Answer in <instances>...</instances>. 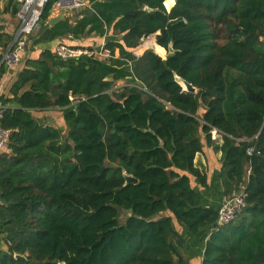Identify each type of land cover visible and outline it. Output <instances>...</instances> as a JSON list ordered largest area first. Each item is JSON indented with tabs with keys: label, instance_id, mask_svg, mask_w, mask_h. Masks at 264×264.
I'll return each instance as SVG.
<instances>
[{
	"label": "trees",
	"instance_id": "trees-1",
	"mask_svg": "<svg viewBox=\"0 0 264 264\" xmlns=\"http://www.w3.org/2000/svg\"><path fill=\"white\" fill-rule=\"evenodd\" d=\"M6 1L16 15V0ZM55 1L43 5L31 47L111 30L120 39L105 46L118 55L62 60L42 46L11 84L0 116L10 132L0 264H188L174 220L205 230L199 264H264V0H88L49 25ZM150 35L165 58L134 54ZM12 38L0 32L2 51ZM69 95L85 99L70 106ZM51 107L65 132L32 114ZM201 136L221 152L222 195L245 193L240 213L214 231L218 209L191 184L208 187L194 164Z\"/></svg>",
	"mask_w": 264,
	"mask_h": 264
},
{
	"label": "crops",
	"instance_id": "crops-1",
	"mask_svg": "<svg viewBox=\"0 0 264 264\" xmlns=\"http://www.w3.org/2000/svg\"><path fill=\"white\" fill-rule=\"evenodd\" d=\"M6 5H7L6 0H0V32L8 34V35H12L14 37L15 31L18 25V20L16 18V15L11 14L10 11L3 10ZM78 10L74 12H77ZM71 13H73L71 10L69 11L57 10L53 7L50 18L57 16L59 14H64V17L71 16ZM115 39L116 40L120 39V36L114 35L112 31L109 30L100 36L89 35V36H83V37H73L70 35L65 38L55 39L54 41L50 43H46L45 45H42V46H49L51 49H54V46L56 44L64 43V44L73 45V46L80 45V46L91 47V46L100 45L109 40H115ZM29 40L30 39L28 37L27 41L29 42ZM42 46L41 44L34 46V47H31L29 45L27 52L24 54L22 60L20 61L18 65L14 66L13 68H5L3 66V72L0 77V106L6 107L9 105V103L7 102V99L12 96L11 93L9 92V88L11 84L16 79L19 71L24 67L25 60L29 57L30 58L37 57L42 49ZM3 52L4 51L2 52L0 51V55H2ZM115 55L116 56L118 55L117 51L115 52ZM107 62L108 61H105L104 63L107 64ZM127 66L130 68V65L127 64ZM32 113L33 115L37 114L36 116L34 115L36 118L42 119L46 121L48 124L53 125L55 127L62 128L63 132H65V124L63 121L62 110L60 108L51 107V108H47L44 110H33ZM55 113L59 116V118L55 117ZM54 119L56 120V122ZM214 140L217 143H221L222 142L221 135L215 132ZM201 141L203 143L202 151L198 152L195 155L194 164L195 166L200 168L203 172H205L206 182L208 184V187L201 186L197 182V180L192 176H191V184L199 192L203 205L212 206L218 209L220 205L222 204L223 199L225 198V196L222 195V187H221L220 176H219L220 166H221V162H220L221 152L214 150L212 145L206 144L203 136H201ZM175 228L179 233L182 234L183 238H185L186 240L185 256L189 260V264L191 261L193 262L194 259L197 262L196 264H199L203 250H204L203 235H204L205 230L198 234H191L182 225H180L177 222H175ZM0 247H3V248L5 247L1 235H0Z\"/></svg>",
	"mask_w": 264,
	"mask_h": 264
},
{
	"label": "built area",
	"instance_id": "built-area-1",
	"mask_svg": "<svg viewBox=\"0 0 264 264\" xmlns=\"http://www.w3.org/2000/svg\"><path fill=\"white\" fill-rule=\"evenodd\" d=\"M47 0H16L17 12L16 18L18 25L12 42L4 50L0 57V65L5 68H13L22 60L24 54L28 50V37L39 28L38 19L43 5ZM89 6L87 0H56L53 7L57 10H76ZM54 52L62 60L67 59H87L92 61H108L115 57V52H112L105 43L96 46H73L64 43H58L54 46ZM138 55L137 51H134ZM83 96L69 95L70 106H75L80 101L84 100ZM5 106H0V116L4 111ZM216 130L213 131L215 133ZM9 130L0 126V153L7 151L9 142ZM217 133V132H216ZM253 147L246 149L247 154H251ZM245 202L244 186L240 190L225 196L222 204L218 208V216L215 223L211 226L210 231L217 230L218 227L232 221L241 211Z\"/></svg>",
	"mask_w": 264,
	"mask_h": 264
},
{
	"label": "rangeland",
	"instance_id": "rangeland-1",
	"mask_svg": "<svg viewBox=\"0 0 264 264\" xmlns=\"http://www.w3.org/2000/svg\"><path fill=\"white\" fill-rule=\"evenodd\" d=\"M174 2H175V0H174ZM173 5H174V3H173ZM172 5V6H173ZM171 6V7H172ZM166 7V6H165ZM170 7V8H171ZM170 8H167L166 7V9L167 10H170ZM39 24V23H38ZM36 31H34L32 34H34ZM31 34V35H32ZM150 40H152V41H154L155 42V35H150V36H148L147 38H145V39H143L142 41H141V44L136 48V51H138L140 48H142V51L141 52H138V55H140V54H142L143 53V51L144 50H146V49H152L153 50V48L152 47H142L143 46V44L146 42V41H150ZM224 41V38H223V34L221 33L220 34V39H219V43H221V42H223ZM28 44L31 46V41L29 40V42H28ZM0 51L2 52V50L0 49ZM163 51H164V53H163ZM154 52H156L158 55H160V56H162L161 58H165V56H166V51L163 49H160L159 47H156L155 49H154ZM100 62H102V61H100ZM103 62H105V61H103ZM102 62V63H103ZM124 69L125 70H128V67L127 66H125L124 67ZM125 82H126V80H120V81H116V86H122V85H124L125 84ZM33 114V113H32ZM35 116L37 115V114H34ZM33 115V116H34ZM34 116V117H35ZM55 117L56 118H59V116L55 113ZM55 120V119H54ZM55 122H56V120H55ZM57 124V123H56ZM127 215H128V211H126V210H121V212H120V215H119V220L122 222V221H124L125 220V218L127 217ZM174 222V226H175V220L173 221ZM197 262H196V260L194 259L193 260V262L191 261L190 262V264H196ZM188 264H189V260H188Z\"/></svg>",
	"mask_w": 264,
	"mask_h": 264
},
{
	"label": "water",
	"instance_id": "water-1",
	"mask_svg": "<svg viewBox=\"0 0 264 264\" xmlns=\"http://www.w3.org/2000/svg\"><path fill=\"white\" fill-rule=\"evenodd\" d=\"M175 3V2H174ZM165 5V4H164ZM72 12L76 11L75 8H72L71 9ZM64 17V14H59L57 16H54V17H51L48 19V24L49 25H53L55 24L56 22H58L59 20H61L62 18ZM164 48V47H163ZM165 49V48H164ZM168 50L169 52H173V49L171 47V43H169V46H168ZM166 51V50H165ZM156 53V52H155ZM158 55V54H157ZM159 56V55H158ZM161 57V56H159ZM175 80L182 86V88L186 91H190V92H195L196 91V88L189 82H187L186 80H184L183 78L175 75ZM136 179L131 177V176H127L126 175V183L128 182H135Z\"/></svg>",
	"mask_w": 264,
	"mask_h": 264
},
{
	"label": "bare ground",
	"instance_id": "bare-ground-1",
	"mask_svg": "<svg viewBox=\"0 0 264 264\" xmlns=\"http://www.w3.org/2000/svg\"><path fill=\"white\" fill-rule=\"evenodd\" d=\"M152 47L153 48V50L156 48V47H158V45L154 42V41H152V40H150V41H146L144 44H143V46L142 47ZM161 49V48H160ZM142 51V48H140L139 50H138V52H141Z\"/></svg>",
	"mask_w": 264,
	"mask_h": 264
}]
</instances>
